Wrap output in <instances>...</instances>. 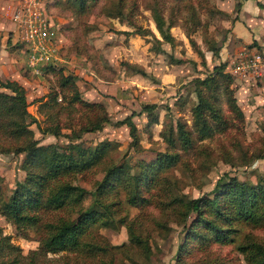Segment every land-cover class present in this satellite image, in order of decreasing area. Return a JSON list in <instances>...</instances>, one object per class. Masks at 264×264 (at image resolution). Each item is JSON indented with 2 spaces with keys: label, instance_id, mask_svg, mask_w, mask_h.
<instances>
[{
  "label": "rangeland",
  "instance_id": "374dc122",
  "mask_svg": "<svg viewBox=\"0 0 264 264\" xmlns=\"http://www.w3.org/2000/svg\"><path fill=\"white\" fill-rule=\"evenodd\" d=\"M17 1L0 0V48L18 65L15 81L26 90L27 110L40 129L62 134L43 133L34 123L29 129L37 147L54 145L66 157L69 145L78 144L83 157L56 181L76 187L79 201L56 210L37 208L35 224L17 225L3 204L25 181L26 154L14 149L29 140L0 127V264H249L258 245L264 251V225L233 220L224 227L231 231L227 241H221L204 222L191 226L197 213L186 214L187 200L205 196L228 177L264 193V28L255 25L262 17L251 19L243 0H41L58 30L61 61L33 75L12 31L10 12ZM235 25L242 31L255 25L254 37H236ZM243 49L257 51L263 62L256 78L232 75L243 117L229 110L218 89L214 101L227 124L199 139L193 126L195 80L219 64L229 71ZM77 95L95 105L75 101ZM146 104L155 105L150 115L142 111ZM129 116L136 139L129 126L117 124ZM101 119L106 121L100 129L81 133ZM177 121L191 133L189 148L165 139ZM106 142L109 149L89 165L88 147ZM93 206L103 215L87 226L79 247L40 250L53 227L76 221Z\"/></svg>",
  "mask_w": 264,
  "mask_h": 264
},
{
  "label": "trees",
  "instance_id": "16d2710c",
  "mask_svg": "<svg viewBox=\"0 0 264 264\" xmlns=\"http://www.w3.org/2000/svg\"><path fill=\"white\" fill-rule=\"evenodd\" d=\"M161 34L163 38L168 39L166 33L161 31ZM61 78L65 84L69 82L68 77L61 75ZM232 81V75L225 71L223 64L215 66L213 72L204 79L195 80L198 103L193 126L199 139L211 136L220 126L225 127L227 124L220 107L214 101L218 89L224 93L229 110L237 117H243L233 96ZM0 89L9 91V93L0 91V127L9 136L26 137L29 140L26 145L14 149V152L18 154H26L22 165L27 175L25 181L19 184L4 202L3 213L17 225H33L38 221V216L34 213L35 209L56 210L79 201L80 195L76 187L67 183L57 184L56 181L77 167L82 161L83 149L78 144H71L68 155L65 157L57 152L54 145L37 147L39 142L33 138V131L29 129L32 123L36 124L43 133L59 136L62 134L61 131L40 129L37 119L27 110L29 103L26 90L17 81L0 80ZM74 98L75 101L87 106L95 105L81 100L78 95ZM154 109V104H146L142 107V111L149 115ZM105 121L106 119H101L89 129H82L81 133L98 130ZM151 122L156 123L152 119ZM117 124L129 126L133 139H136L135 125L130 116L118 121ZM164 136L169 144H173V139H179L185 149L192 145L191 133L180 121H177L175 129H171L168 135ZM109 146L110 143L106 142L88 147L85 160L89 165L96 164ZM38 165L43 166L44 170L37 172L35 169ZM124 173L127 174V172ZM210 194H213L212 198L208 197ZM186 211L187 215L191 212L198 214L191 226L204 222L211 236L215 237L214 240L227 241V235L231 231L224 227H227L226 224H231L233 220H244L254 226L264 225V193L262 194L257 186L244 184L236 177H228L226 183L216 184L205 196L187 200ZM206 214L211 217H207ZM102 215L103 212L93 206L81 213L76 221L63 222L53 227L51 234L40 241V250L55 253L79 247L87 226L95 223ZM137 240L141 241V239ZM247 260L249 264H264V251L258 245L254 255Z\"/></svg>",
  "mask_w": 264,
  "mask_h": 264
},
{
  "label": "built area",
  "instance_id": "2783aa9c",
  "mask_svg": "<svg viewBox=\"0 0 264 264\" xmlns=\"http://www.w3.org/2000/svg\"><path fill=\"white\" fill-rule=\"evenodd\" d=\"M10 20L30 73L39 75L43 68L61 61L58 30L41 0H18L11 8ZM262 68L261 55L253 49H243L230 62L228 72L249 79L260 76Z\"/></svg>",
  "mask_w": 264,
  "mask_h": 264
},
{
  "label": "crops",
  "instance_id": "0c3cea01",
  "mask_svg": "<svg viewBox=\"0 0 264 264\" xmlns=\"http://www.w3.org/2000/svg\"><path fill=\"white\" fill-rule=\"evenodd\" d=\"M252 1H253L252 4H250L249 0H243L244 2L243 10L249 15L251 19H253V17L255 16H261L262 19L256 20L255 25L259 27L258 29H262L264 28V0H252ZM240 24L241 23H238L239 26ZM255 25L250 26V31L247 30L242 31L239 26L235 25L233 27V32H234L233 34H235L236 37H241L245 41H249L252 39V37H254L253 31H256ZM17 68L18 65L14 63L12 54L0 48V76L2 75L0 79L6 77L8 79L18 81L17 75L19 72H17Z\"/></svg>",
  "mask_w": 264,
  "mask_h": 264
}]
</instances>
